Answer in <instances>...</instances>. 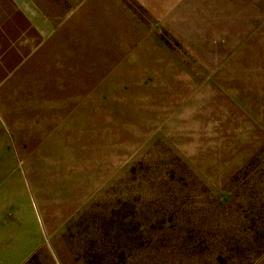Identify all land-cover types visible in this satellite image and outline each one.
<instances>
[{
  "label": "rangeland",
  "instance_id": "obj_1",
  "mask_svg": "<svg viewBox=\"0 0 264 264\" xmlns=\"http://www.w3.org/2000/svg\"><path fill=\"white\" fill-rule=\"evenodd\" d=\"M141 1L31 0L0 51V264H264V19Z\"/></svg>",
  "mask_w": 264,
  "mask_h": 264
},
{
  "label": "crops",
  "instance_id": "obj_2",
  "mask_svg": "<svg viewBox=\"0 0 264 264\" xmlns=\"http://www.w3.org/2000/svg\"><path fill=\"white\" fill-rule=\"evenodd\" d=\"M141 2L150 8L156 19L167 20V26L174 30V33L181 36L192 33L191 36L204 37L203 42L210 46L216 44L213 36H219L224 28L229 29L226 33L228 36L239 35L240 20L264 19V0H142ZM221 3L230 4V9L220 10ZM32 15H35V11L31 6V0H0V51L11 46V42L14 43V35L18 33L21 34L19 46L22 44L25 48L23 42L25 30L29 32ZM37 23L41 27L43 21L41 23L39 20ZM241 26L247 27V24L243 23ZM215 65L218 64H212ZM3 68L5 71L6 67Z\"/></svg>",
  "mask_w": 264,
  "mask_h": 264
}]
</instances>
